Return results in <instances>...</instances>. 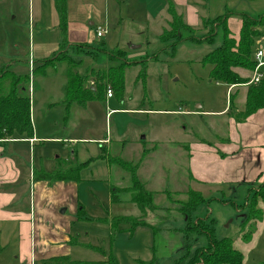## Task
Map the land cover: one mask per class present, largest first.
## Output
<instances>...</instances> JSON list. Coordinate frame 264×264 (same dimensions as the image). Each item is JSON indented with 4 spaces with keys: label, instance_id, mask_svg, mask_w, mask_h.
Masks as SVG:
<instances>
[{
    "label": "rangeland",
    "instance_id": "rangeland-1",
    "mask_svg": "<svg viewBox=\"0 0 264 264\" xmlns=\"http://www.w3.org/2000/svg\"><path fill=\"white\" fill-rule=\"evenodd\" d=\"M222 3V0H208L205 16L213 19L223 15ZM144 4L145 7L133 6L131 0H66L70 18L81 26L73 28L72 32L86 31L88 47L75 44L69 48L64 40L62 48L54 50L52 45L46 49L47 54L52 50H65L78 59L80 65L76 72L86 76L84 83L92 88L99 82L92 75L94 83H88L90 75L87 74L122 63L108 59L107 53L101 52L99 47L104 44L107 52L120 51L124 62V93L122 103L115 96L105 102L104 90L103 99L88 102L86 110L66 105L68 111L58 121H54L56 107L50 115L45 111L47 120L37 121L38 126L50 127V133L59 141L40 145L42 148L34 150L35 160L38 153L46 157L42 163L44 170L54 165L61 172L69 167L83 169L93 162L80 175L85 212L107 219L138 217L139 211L127 203L128 194L118 193L119 202L111 203L110 190L122 191L130 186L129 174L120 167L119 159L136 164L144 151L151 152L141 163L137 178L154 194L153 203L160 209L145 219L157 230L154 237L151 229L139 227L132 236L119 233L110 238L104 223L86 224L93 235L83 241L90 245L78 250L76 256L81 254V260L101 261L111 254L117 264H139V261L151 260L153 247L163 264L182 256L192 243L203 247L205 236L184 232L185 218L176 209L179 202L185 200V192L191 189L199 192L206 202L191 211L190 219L200 221L216 239L232 240L242 255V264H264V204L257 203L262 213L259 218L250 216L248 207L251 193L264 182V111L245 120L235 118L236 113L244 109L246 87L253 85L250 84L253 72L247 83L233 86L234 90L227 92L226 85L210 81V66L203 61L221 45L220 31L210 46L195 44L183 34L182 42L171 50L167 48L169 43H160L145 27L146 12L154 21L160 19L164 15L165 0H145ZM233 18L231 23L229 20L230 30L238 37L240 18ZM97 28L105 30L102 38L96 37ZM167 29L166 26L164 30ZM67 30V26L63 32L59 29L51 0H0V68L4 64L11 65L8 70L29 76L26 94L30 102L33 95L36 102L42 97L47 103L61 95L59 88L65 82L67 65L57 62L45 74L35 72L41 64L38 59L42 57L35 43L38 37L51 42L56 34L65 38ZM200 32L196 31L194 38L201 39ZM142 34L147 43L139 42L141 48L138 49L136 38L141 39ZM16 44H20L21 52ZM152 56L156 59L148 63L143 84L137 81L140 66L134 63ZM259 72L264 79V67ZM228 87L231 90V86ZM110 110L117 111L110 113ZM35 115H39L36 109ZM66 139L74 141L67 143ZM97 139L102 141L96 142ZM72 152H77L78 156L84 153L91 159L80 163ZM56 156L67 162L55 163ZM25 163L28 169V162ZM34 167L39 168V163L35 161ZM23 182L25 180L0 188L16 195L27 194L28 186ZM167 193L173 201L167 199ZM9 239L13 240L14 235H9ZM11 242L3 254L0 251V264L9 262L8 258L15 252ZM92 247L102 248L104 254Z\"/></svg>",
    "mask_w": 264,
    "mask_h": 264
},
{
    "label": "trees",
    "instance_id": "trees-1",
    "mask_svg": "<svg viewBox=\"0 0 264 264\" xmlns=\"http://www.w3.org/2000/svg\"><path fill=\"white\" fill-rule=\"evenodd\" d=\"M57 15L59 29L63 32L66 30V0H51ZM168 14L170 20L167 23V30H163L159 36L160 43L166 45L171 50L182 42V35L187 34L188 38L194 41L195 44L212 45L217 36V32L221 34V45L209 52L203 61L210 66L209 79L211 82L221 83L226 86H239L247 83L249 75L254 71L256 63L254 61L255 42L264 34V15L257 18H250L244 13H235L226 11L222 16L212 20L203 21L204 28H207V34L201 39L194 38L196 30L184 24L182 17L177 15L173 6L169 4ZM231 16L240 18V30L238 37H234L228 27V19ZM65 39V38H64ZM64 44L62 41L60 48ZM58 49V50H59ZM55 51L49 57L41 61L40 66L34 70L37 73L45 74L50 68H53L57 62H64L67 65L64 85V103L65 105H77L82 108L86 107L88 102L99 101L103 99V92L109 86L113 96L119 98L120 102L124 93L123 79V56L120 51L107 52L104 48L101 52L107 53L108 59L119 60L122 63L118 67L107 68L92 72L94 78L99 82L95 87L85 85L86 76H80L76 71L80 65V61L67 54V51ZM63 53L61 55L56 54ZM55 57V58H54ZM155 56L149 59L135 62L140 66V71L137 75V81L143 84L146 79V69L149 62H154ZM28 75H17L8 70V67H3L0 70V141L30 139L33 136V128L30 120L31 102L27 96L29 85ZM244 109L236 113L235 118L245 120L261 109H264V79L257 85H248L246 87ZM143 140H140L142 142ZM148 151H144L136 164L125 162L119 159L120 167L129 174L130 186L122 191L111 188V203L119 202L118 193L124 192L129 195L127 203L132 204L139 211L140 216H114L109 220L106 218H98V223L108 225L110 238L119 233H127L132 236L136 228L147 227L152 230L153 237L156 234V229L153 225L145 221L149 214H153L160 210L153 203V193L146 190L145 184L137 178V171L147 155ZM81 169L67 168L65 171H60L57 166L46 172L42 169L33 170L32 179L35 181H46L54 183L58 181H76L79 182V172ZM185 200L180 201L178 209L185 218L184 232L189 234L197 233L205 236V245L197 247L195 243L185 248V253L179 258H173L163 264H242V255L235 249L233 242L230 239H216L212 231H207L205 225L200 221H192L190 219L191 211H194L198 206L205 203L206 200L202 195L194 190L185 192ZM167 199L170 194L167 193ZM257 203L264 204V182L257 190L251 193L248 200L250 208V216L259 218L261 210L257 209ZM81 219L86 221H94L92 218L86 217L83 209L80 210ZM198 224V225H197ZM200 226V227H199ZM201 229L199 231L198 229ZM196 246V247H195ZM94 250L104 254L100 247H92ZM193 251H192V250ZM152 258L148 262L139 264H160L155 255V250L152 247ZM43 264H117V260L111 255L108 258L98 262L73 261L69 256L56 257L45 261Z\"/></svg>",
    "mask_w": 264,
    "mask_h": 264
},
{
    "label": "crops",
    "instance_id": "crops-1",
    "mask_svg": "<svg viewBox=\"0 0 264 264\" xmlns=\"http://www.w3.org/2000/svg\"><path fill=\"white\" fill-rule=\"evenodd\" d=\"M207 1L208 0H165L166 7L163 9L164 15L165 12L167 13L165 16L161 15L160 19L156 18V21H154V17L146 12V30L152 31L156 38H159L170 20L168 7L169 4H171L176 14L182 17L184 24L195 29L196 31H201L200 33L202 34V38L208 31L207 28L203 29V21L212 20L205 16V10L208 9L205 7ZM231 1H233V4H230L229 0H222L223 3L220 10L224 9L223 14L229 10L235 13H244L250 18H257L258 16L264 15V0ZM144 2L145 0H131V4H133V6L145 7ZM70 12L71 11L68 5L66 14L68 35L65 37V39L59 34L55 35L56 38L53 40V42L50 40L40 39L39 37L36 39L35 45L42 55V57H39L38 61H42L43 59L49 57L54 50L60 47L63 40L67 42L69 48L75 44H80L82 48L88 47L86 31L77 30L76 33L72 32L73 28L77 27L80 29L81 26L78 21L70 18ZM217 17L220 16H216L215 18ZM233 17L238 18L237 16H231L228 19L229 29V20H233ZM232 20H230V23ZM147 27H149V30ZM144 37L145 35L142 34L141 39L140 37L136 38L138 49L141 48V43H147L146 37ZM4 41L5 39L2 40V44ZM139 42L141 43L139 44ZM52 45H54V50L47 54L46 49ZM1 46L2 45L0 41V47ZM14 46L18 48L21 47L20 44H16ZM103 48H106L104 44H102V47H99V49ZM135 48L136 47H132V49ZM260 48L262 51H264V34L255 42L253 55L255 54L256 50ZM19 51L21 52L20 48ZM26 57L27 56H25V58ZM261 60L264 62V56L261 58ZM36 65H38V63ZM10 66L11 65L7 64L3 65V67ZM92 72L97 71H91L89 74H87L90 75L88 83L91 84L94 83L93 76H91ZM64 85L65 82L64 84L62 83V86L60 85L59 88L61 95L56 99L51 100L49 103H47V101H43L42 97H40L38 102H36V98L34 99L33 95V101L31 102V122L33 127L32 138L0 141V187L2 185H15L22 180H25L23 183L24 185L27 184L28 186L27 194L25 193L18 195L12 192H6L0 188V251L3 254L8 249L11 241L12 245L15 247V252L10 255V258H8L9 262L4 264H43L47 260L65 256H69L73 261H86L81 260V254H79L80 256H76V253L78 250L84 249V246L90 245L83 241L88 237V235H93L92 232H89L86 224L94 223L98 225L96 220L100 217H98V214L88 215L85 212V206L82 203V195L80 193L81 180L79 182L58 181L51 184L46 181H35L32 179L33 170H44L42 163L43 159L46 158L42 155L40 156L37 153V159L35 160L33 155L34 150L39 148V146L45 142L59 141L58 137L50 133V127L47 126L44 129L42 127L40 128L37 121L42 122L47 120V118L44 117V112L47 111L50 115L52 109L55 107L57 109L54 112L56 113V119L54 121H58L63 117L66 111H68V108L64 103ZM232 90H234L233 86H231V90L227 86V92H231ZM104 100L107 102L108 99L104 98ZM122 101L120 103H122ZM91 104L92 103H89V105ZM35 109L39 111V117L35 115ZM84 110H86V108ZM115 111L117 110H110V113ZM125 111L134 112L132 110ZM261 111H264V109H261L258 112ZM38 127L40 129H38ZM66 140L67 143L74 141L72 139ZM98 141L101 142L102 140L97 139L96 142ZM103 142L106 143L107 139L103 140ZM134 144H137V142ZM40 148H42V146H40ZM150 153L151 152H148L145 158L148 157ZM71 155L76 161L80 163H85L87 159H91L84 153H81L78 156L77 152H72ZM54 158L56 160H54L55 163L57 161H64V163L67 162L57 156ZM145 158L142 162L145 161ZM96 159L98 160V155L96 156ZM26 161L28 162V169L26 168ZM35 161L36 163H39V168L34 167ZM88 164L89 165L80 170V179L82 170L88 169L91 166L90 164H93V162L91 163L90 161ZM54 168V165H52L50 170L48 169L44 171L50 172ZM81 209H83L86 217L92 218L94 221L90 222L81 219ZM109 219L110 218L107 220ZM105 226L107 227V236H110L109 227L106 224ZM9 235H14V239L10 240ZM86 262L98 261L91 260Z\"/></svg>",
    "mask_w": 264,
    "mask_h": 264
},
{
    "label": "built area",
    "instance_id": "built-area-1",
    "mask_svg": "<svg viewBox=\"0 0 264 264\" xmlns=\"http://www.w3.org/2000/svg\"><path fill=\"white\" fill-rule=\"evenodd\" d=\"M95 34H96L97 38H101L105 34V30H101V29L97 28ZM263 56H264V51H262L261 48L256 50V52L254 54V61L256 63V66L254 68L250 84L257 85L262 80V76H261L259 71H260V68L264 66V62H262V60H261V58ZM106 98L107 99L112 98V91L109 88L106 90Z\"/></svg>",
    "mask_w": 264,
    "mask_h": 264
},
{
    "label": "water",
    "instance_id": "water-1",
    "mask_svg": "<svg viewBox=\"0 0 264 264\" xmlns=\"http://www.w3.org/2000/svg\"><path fill=\"white\" fill-rule=\"evenodd\" d=\"M144 138L143 137H141V140H143Z\"/></svg>",
    "mask_w": 264,
    "mask_h": 264
}]
</instances>
